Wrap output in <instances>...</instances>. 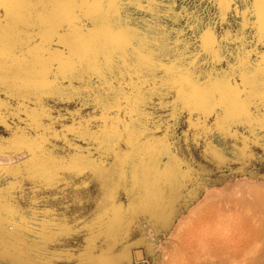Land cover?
I'll list each match as a JSON object with an SVG mask.
<instances>
[{"label":"rangeland","instance_id":"374dc122","mask_svg":"<svg viewBox=\"0 0 264 264\" xmlns=\"http://www.w3.org/2000/svg\"><path fill=\"white\" fill-rule=\"evenodd\" d=\"M189 4L190 0H144L143 6L151 11H141L133 4L4 0L0 264H161L170 245L179 256L177 262L167 264H264V207L254 197L252 208L239 206L237 199L215 207L226 219L225 227L218 230L211 222L216 211L197 210L218 190L230 192L242 183L264 186L261 113L246 107L236 55L203 66L209 73L214 70L208 86L214 99L203 84L197 89L195 82L183 83L179 72L166 75L163 69L157 71L159 64L145 70L143 64L128 63L127 57L119 59L132 51L131 42L133 48L142 49L143 57L168 65L163 56H154L155 45L145 47V37L156 35L150 25L161 19L168 29H183L181 18L192 11ZM214 7L207 0L203 9L213 25ZM233 7L241 13V24H249L240 33L246 38L244 51L250 53L246 59L251 72L256 73L264 59L254 15L259 5L237 0ZM65 22L61 36L66 43L50 48L57 25ZM232 27L229 23L225 31ZM105 58L118 60L124 66L121 71L129 75L117 79V72L103 81L111 92L84 91L102 83L96 73L103 72ZM121 80L125 85L132 81L139 92L165 93L154 97L155 108H147L164 117L161 131L151 124L145 129L146 118L141 117L134 132H124L140 113L130 115L138 97L126 98L133 85L122 88ZM249 80L256 77L249 75ZM236 84L241 85L240 94ZM181 89L190 94L195 90L199 99L188 100ZM101 91L112 102L97 108L91 97ZM161 100L169 107L160 109ZM166 113L187 125L183 139L174 130L169 133L172 121ZM117 126L122 136L114 134ZM89 127L95 138L87 134ZM101 127L106 131L99 132ZM81 182L91 183L90 194L73 203L65 192ZM137 250L142 257H136Z\"/></svg>","mask_w":264,"mask_h":264},{"label":"snow or ice","instance_id":"6c2138e0","mask_svg":"<svg viewBox=\"0 0 264 264\" xmlns=\"http://www.w3.org/2000/svg\"><path fill=\"white\" fill-rule=\"evenodd\" d=\"M77 3H110L114 5L119 4H133L140 7V10H148L144 5V0H76ZM149 3L158 2V0H148ZM162 2V0H159ZM237 0H212V4L216 7L212 8V12L214 13L216 19L215 24L213 25L212 21L209 20L208 11H203L207 0H190L189 7L192 9L190 13H186L185 17L181 19L185 20L183 25V29L179 28H171L168 29L165 22L161 20L155 21L150 25V28L156 29V35L151 36L148 35L145 37L147 44L155 45L156 51L154 56H163L165 59L169 60L170 63L168 65L162 64L159 60H155L154 58H147L142 56V49L133 48V44L131 42L128 43V48L132 49L131 52H126L125 56H121L119 59H125L127 57L128 63H136L143 64L145 70H147L150 66L155 67V65L159 64L160 69L165 70L166 75L173 74L175 72L180 73V80L191 86L194 82L196 84V88L199 89L201 84L204 85L205 88H208L209 84L212 82V78L214 75V70L212 73H209L204 70L205 65L215 66L217 63L228 59L231 60L233 55L235 54L238 60V63L235 65L236 69H241L237 73L238 78L244 84V94H246V107L248 109L257 108L261 113V122L260 128L264 131V59L260 61V67L256 73H252V65H250L246 59L247 55L250 53H246L244 51V46L246 42L245 36L241 35L240 29L243 27L247 29L249 27L248 23L241 24V21L238 19L241 15L238 8H234L233 5L236 4ZM256 4L259 5V12L257 15L258 21V31H259V43L264 44V0H254ZM4 0H0V11L3 10ZM218 8V11H217ZM79 12L80 10H75ZM82 15L87 16V13H82ZM167 15V13L163 14ZM208 21V23H205ZM232 23L233 27L230 31H225L228 24ZM67 22L61 23L57 25L55 32L52 36L51 43H49V47L51 48L54 44H62L66 43V41L61 36L62 33L66 32ZM254 29L257 27V24L251 25ZM70 27V26H69ZM191 33V34H189ZM235 36V38H233ZM232 45H236L235 48L231 47ZM106 62L104 63L103 72L97 71L96 75L99 76L102 83H98L95 85L94 89H84L86 92H93L95 89H107L108 92H111L112 89L109 88L107 83H103L110 76L115 75L119 72L120 77L128 76L129 73L125 71H121V68L124 67L120 65L118 60L105 58ZM145 60H149V63H144ZM199 61V63H198ZM51 71V69H50ZM73 71H76L75 66H73ZM139 75H144L143 72L138 73ZM132 75H137V73H132ZM249 75L256 77L255 81L249 80ZM207 77V80L205 79ZM79 77L73 76V79H77ZM68 75L65 74V81H67ZM156 79H162L159 76H156ZM231 81V77L229 78ZM115 83V81H112ZM2 83V80H0ZM136 83L140 84V88H144V84L136 81ZM128 85H133L132 81H128ZM128 85H125L124 81L121 80V87L124 88ZM69 87L71 85L69 84ZM241 85L236 84L235 91L237 94L239 93ZM211 93V98H215V93L212 92L210 88H208ZM181 92L185 97L190 101H196L199 97L196 94V91L193 90L190 93L184 92L181 89ZM135 94L138 99L135 104V111L131 112L130 115L136 116V113H140V117H137L135 120L130 121L129 123L132 127L125 125L124 132H134V126L140 122L141 117H145L146 121L143 125L145 129L148 128V125L151 124L155 131H161L163 125L166 123L163 116L156 117L152 112H148L147 108L149 106L155 108L157 105L154 103V97L157 95L164 96L165 93L163 91L157 92V89H150L148 92H139L136 90L133 85V91L127 94V97ZM251 96V99H248V96ZM76 97H73L75 99ZM93 106L107 107L112 102V97L107 94V92H99L96 95L91 97ZM255 101V102H254ZM173 103H176L175 101ZM189 103L185 102V109L189 107ZM158 107L160 109H166L169 106L165 105L162 100L159 102ZM168 119L172 121V123L168 124V131L172 133L173 130L177 135L180 136L181 139L185 135H187V125L183 124L178 120L176 115L172 113H166ZM83 127V126H82ZM185 129L182 131L181 129ZM70 132L75 131V129H69ZM99 132L106 131V127L98 128ZM87 134L96 137V133L92 132V128L89 127L87 129ZM114 134L123 135L119 131V127L117 126L114 129ZM143 135V133H141ZM81 139L84 136L80 137ZM172 139H175V136H171ZM75 170V169H73ZM91 188V183H78L68 186V190L65 194L68 196V199L73 203H81L83 200L89 196V191Z\"/></svg>","mask_w":264,"mask_h":264},{"label":"bare ground","instance_id":"6f19581e","mask_svg":"<svg viewBox=\"0 0 264 264\" xmlns=\"http://www.w3.org/2000/svg\"><path fill=\"white\" fill-rule=\"evenodd\" d=\"M252 197H254V199L258 202L257 205L264 207V186H261L259 184L242 183L230 192H219L218 190V192L216 191L211 193L197 210L203 209L207 212L209 211L210 214L216 211L212 217L211 222L218 230V227L220 226L221 228L225 227L226 219L223 214H218V210H216L215 207H224L226 204L230 203L231 200L237 199L239 201V206L252 208ZM178 256L179 255L175 247L170 245L168 249H166L164 259L161 264H167L168 262H177ZM258 260H260V258H258Z\"/></svg>","mask_w":264,"mask_h":264},{"label":"water","instance_id":"95a60500","mask_svg":"<svg viewBox=\"0 0 264 264\" xmlns=\"http://www.w3.org/2000/svg\"><path fill=\"white\" fill-rule=\"evenodd\" d=\"M136 257H137V258L142 257V256H141V251H140V250H137V251H136Z\"/></svg>","mask_w":264,"mask_h":264}]
</instances>
